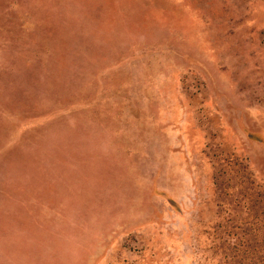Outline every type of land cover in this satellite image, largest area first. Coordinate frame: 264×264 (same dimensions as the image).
<instances>
[{
    "label": "rangeland",
    "instance_id": "obj_1",
    "mask_svg": "<svg viewBox=\"0 0 264 264\" xmlns=\"http://www.w3.org/2000/svg\"><path fill=\"white\" fill-rule=\"evenodd\" d=\"M255 194L264 0H0V264H218Z\"/></svg>",
    "mask_w": 264,
    "mask_h": 264
},
{
    "label": "trees",
    "instance_id": "obj_2",
    "mask_svg": "<svg viewBox=\"0 0 264 264\" xmlns=\"http://www.w3.org/2000/svg\"><path fill=\"white\" fill-rule=\"evenodd\" d=\"M245 207L252 216L241 228L240 236L233 238V233L226 230L218 239L221 249L220 260L216 259L218 264H264V199L255 194ZM214 249L213 246V254H218Z\"/></svg>",
    "mask_w": 264,
    "mask_h": 264
}]
</instances>
